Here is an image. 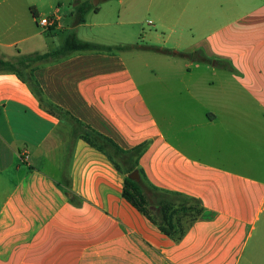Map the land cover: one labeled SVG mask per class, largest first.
I'll use <instances>...</instances> for the list:
<instances>
[{
    "label": "crops",
    "instance_id": "1",
    "mask_svg": "<svg viewBox=\"0 0 264 264\" xmlns=\"http://www.w3.org/2000/svg\"><path fill=\"white\" fill-rule=\"evenodd\" d=\"M195 1L183 50L201 56L186 57L181 91L152 86L149 105L122 52L21 63L55 50L73 12L52 11L58 25L44 32L34 1L0 0V60L15 65L0 71V264H240L251 241L250 264H264V0ZM142 49L167 62L176 54ZM27 79L118 148L147 143L138 160L144 188L204 208L181 241L122 199L123 176L107 157L114 150L48 113ZM162 96L180 98L181 133L164 134L160 121L171 130L175 119L159 117Z\"/></svg>",
    "mask_w": 264,
    "mask_h": 264
},
{
    "label": "rangeland",
    "instance_id": "2",
    "mask_svg": "<svg viewBox=\"0 0 264 264\" xmlns=\"http://www.w3.org/2000/svg\"><path fill=\"white\" fill-rule=\"evenodd\" d=\"M38 6L39 10L46 16L55 9H58V16L68 14L74 8L83 3H88L97 8V12L92 9L87 12L84 22L75 26L73 30L79 39L106 46L115 45H132L137 44L144 46L150 45L155 48H161L169 52L176 51L172 55L171 61L161 54H153L145 49H134L136 51H122V57L125 59L128 67L135 76L138 86L146 96L147 102H151V88L156 90L178 92L182 90L180 77L186 72L184 65L189 59L184 56V47L188 44L187 27H192L189 22L188 11L195 10V0H32ZM209 3L215 5V0ZM77 4V5H75ZM75 5V6H74ZM184 9V10H183ZM197 10V8H196ZM185 12V14H183ZM180 14L182 15L180 18ZM196 13L193 15V20ZM179 18V20H178ZM73 20V17H72ZM186 23V24H184ZM63 34L58 33L55 44L61 42ZM178 45V47H176ZM120 53V52H114ZM190 53V52H188ZM196 60H199L201 53L199 51L191 53ZM203 57V56H202ZM153 72V73H152ZM155 74L159 77H155ZM164 75L168 76L167 80ZM175 94V93H174ZM179 99V100H178ZM161 104L155 106L158 108V115L173 116L174 122L171 130L168 128L166 121L161 120L162 130L165 135H171L170 131L181 133L183 123L180 120L178 106L180 98L162 96ZM65 124L68 120L63 119ZM168 129V131H167ZM241 160V156H237ZM261 159L262 156H256ZM261 164V163H260ZM124 177L125 174H122ZM258 229L264 221V208L260 215ZM253 241L249 243L245 250L240 264H250L251 249ZM129 258V257H128ZM130 259H134L133 257ZM257 262H260L258 259Z\"/></svg>",
    "mask_w": 264,
    "mask_h": 264
},
{
    "label": "trees",
    "instance_id": "3",
    "mask_svg": "<svg viewBox=\"0 0 264 264\" xmlns=\"http://www.w3.org/2000/svg\"><path fill=\"white\" fill-rule=\"evenodd\" d=\"M91 9H94L97 12V8H93L88 3L77 5L74 8L75 12L72 14V29L64 35L61 44L51 53L27 56L22 58L20 62L34 63L41 61H56L66 58L69 55L83 52L112 53L141 49V46L137 44L106 46L79 39L73 28L84 22L86 13ZM52 30H54L53 27L48 31ZM185 56L190 58L191 54H185ZM0 71H15V65L0 60ZM27 81L40 105L45 108L48 113L58 118H65L68 120L76 130L78 128V133H76L88 144L98 145L95 143L97 141H92V139H99L104 142L105 145H108L114 150L113 153L109 154L107 157L112 162L116 171L121 175L125 174L121 189L122 199L156 227V229L165 237L175 243L181 241L188 228L202 216L204 208L201 206L200 201L195 198L178 193L161 191L152 186L148 189L144 188V185H147V182L142 170L138 167V160L144 153L147 143L144 142L130 150H122L118 148L108 138H104L88 130L69 113L45 100L38 85L32 80L27 79ZM134 170L138 171V182L131 181L127 178V175Z\"/></svg>",
    "mask_w": 264,
    "mask_h": 264
},
{
    "label": "built area",
    "instance_id": "4",
    "mask_svg": "<svg viewBox=\"0 0 264 264\" xmlns=\"http://www.w3.org/2000/svg\"><path fill=\"white\" fill-rule=\"evenodd\" d=\"M58 18L56 15H51L48 17L39 16L36 17V25L42 29V31H48L52 27H56L58 25Z\"/></svg>",
    "mask_w": 264,
    "mask_h": 264
},
{
    "label": "water",
    "instance_id": "5",
    "mask_svg": "<svg viewBox=\"0 0 264 264\" xmlns=\"http://www.w3.org/2000/svg\"><path fill=\"white\" fill-rule=\"evenodd\" d=\"M127 178L131 181L138 182L139 174L137 170L132 171L130 174L127 175Z\"/></svg>",
    "mask_w": 264,
    "mask_h": 264
}]
</instances>
